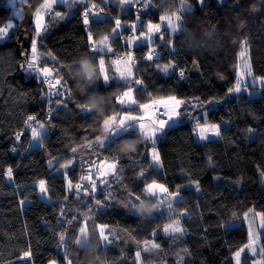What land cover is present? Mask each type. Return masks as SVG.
<instances>
[{
  "label": "trees",
  "instance_id": "trees-1",
  "mask_svg": "<svg viewBox=\"0 0 264 264\" xmlns=\"http://www.w3.org/2000/svg\"><path fill=\"white\" fill-rule=\"evenodd\" d=\"M32 3L19 2L22 11H15L10 0H0V27L14 23L8 38L0 39V264H88L92 246L105 256V264H226L249 242L245 213L264 214V93L248 95L245 83L239 93L229 92L237 83L242 49L252 75L264 78V0H204L203 4L185 0L191 11L183 10L180 0H133L126 5L120 0H91L100 19L90 14L87 25L83 12L88 0H68L45 15L46 31L39 37L35 10L29 28L24 21V8ZM176 10L181 30L165 27L152 43H127L131 33L127 26L138 24L143 29ZM17 12L23 13L22 19ZM117 19L122 35L112 31ZM89 33L97 47L108 36L112 52L91 51ZM33 39L40 66L53 70V83L55 77H63L61 84L66 81V88L50 89L40 77L23 70L25 60L31 59ZM150 51L153 59L147 60ZM127 53L134 59L133 78L124 81L112 61ZM84 58L95 76L82 94L77 85L89 79L79 73ZM101 58L109 76L107 84L99 69ZM129 88L138 104L164 97L185 102L179 108V123L167 127L157 143L160 166L152 163V145L138 132L133 133L134 140L108 148L95 141L97 135H104L102 121L107 116L125 111L143 114L136 105L118 103L117 97ZM58 90L62 96L56 95ZM89 94L104 100L102 116L78 108ZM29 116L47 129L36 144L29 124L37 125L28 121ZM205 121L220 125L219 137L198 138L195 125ZM126 143L129 149L122 150ZM72 148L77 151L72 153ZM114 159L118 160L114 173L100 177L92 167ZM68 160L73 165L61 170L59 164ZM89 173L97 185L95 192L89 181L81 179ZM41 180L46 197L39 190ZM152 181L171 193L179 191L171 214L163 208L157 212L160 196L145 192ZM78 183L79 190L75 189ZM141 201L154 210L141 217L124 207L135 203L137 210ZM174 219H179L183 232L165 233L164 226ZM83 225L93 243L80 248ZM101 225L111 244L100 239ZM260 245L264 248V235ZM25 252L30 257L25 258ZM253 260L246 253L241 264H253Z\"/></svg>",
  "mask_w": 264,
  "mask_h": 264
},
{
  "label": "snow or ice",
  "instance_id": "snow-or-ice-1",
  "mask_svg": "<svg viewBox=\"0 0 264 264\" xmlns=\"http://www.w3.org/2000/svg\"><path fill=\"white\" fill-rule=\"evenodd\" d=\"M12 3H15V0H11ZM68 0H43L42 3L39 4L38 8L35 10V28L36 32L35 35L39 37L41 35V32L46 31L45 27V15L46 14H52L53 7L57 5L58 3L61 5L67 4ZM103 3L104 0H101ZM133 0H120V4H131ZM139 2V0H137ZM201 4L204 3V0H199ZM21 4H26L28 3V0H20ZM181 3V8L185 11H191V8L189 5L185 3V0H180ZM90 5V6H89ZM143 7H148V3L145 2ZM96 8L95 4L91 3V0H88V3L85 6V10L83 12V23L85 25L89 24V15L91 14L97 21H99L100 16L99 12L94 11ZM103 9H100V12H102ZM20 18H23V13L20 12L18 13ZM54 15L56 17H61L62 15L60 12H55ZM139 19V17H137ZM160 19L162 21L167 22V26L173 31H179L183 28V25L180 22L181 17L180 15L173 13L171 16H161ZM115 27L113 28V33L116 35H122V33L118 30L122 28L121 21L119 19L115 20ZM14 27L13 24L9 23L3 27H0V39H5L8 38V34L10 30ZM130 30L135 33L136 32V25L132 24L130 26ZM161 31V25L160 24H153L149 22L146 25V31H142L139 36H132L129 38V43H137L138 41H150L152 38V35L154 33H159ZM89 41L93 45L91 48V51L93 52H100L103 53L105 50L107 52H112V48L109 44V37L105 36L101 41H99V47H97V42L93 40L91 33H89ZM246 43V42H245ZM22 55H27L26 53L22 52ZM241 58H245L246 56V49H242L241 52L239 53ZM147 60H152L153 59V54L150 51L147 54L146 57ZM114 65L117 66L116 71L119 72V79L128 81L133 78V66H134V59L129 53L127 55V58L124 60H114L112 61ZM121 64H123V70L119 67ZM23 70L29 74H35L42 81H45L48 83L49 88H55L57 85L61 86V88H66L67 82L64 81V84H61V80L63 77L57 76L55 77V82L53 83V70L49 67H41L40 64L38 63V56H37V44L35 39H33L31 43V59H26L25 63L21 66ZM84 70L87 71L89 80H92V78L95 76L93 68L85 63L84 64ZM99 69L100 73L102 76V80L105 84L109 82V76L107 72L105 71V61L104 59H99ZM169 69L168 65H165L163 67V71L167 72ZM184 73L181 72L180 76L183 77ZM246 76H252V71L250 66L245 63L244 65V70L239 73L237 83L236 85L229 89V92H235L239 93L241 89V84L245 83V77ZM136 84H141L142 81L140 80H135ZM252 85V86H264V78H253L252 80L248 81L245 83V87ZM133 90L129 88L125 92H123L119 97H117L118 103L121 105H127L129 107L136 105L139 109L143 110L145 113L144 115H133L130 111H125L123 115H120L118 113L111 114L107 116L106 118L103 119L102 121V128L104 135H97L95 137L96 143L101 147V148H108L112 147L115 144L119 143L122 140H134L135 136L133 133L138 132L141 137L149 142V144L152 145L151 147V159L153 163L156 165H159L160 163V156L159 152L157 151L155 145L157 141V136L158 134L163 135L164 129L166 126H171L169 124V121H174V117H179V112L178 108L180 105L184 104V101L178 100L176 97H168L167 101H156L153 100L151 104H138L136 99L133 97ZM56 95L62 96V93L58 90L56 92ZM171 102V103H169ZM160 104L162 105L167 111L165 112V115L167 116V119H160L158 121H152V124L149 125L146 123V118L149 117V110L152 109L155 105ZM66 107V105H65ZM78 108L82 112H87V113H92L93 116L98 114L96 110L93 108L89 107L86 103L78 105ZM202 118V117H201ZM195 119V117H193ZM28 121H36V117L34 116H29ZM36 127H32L31 124H29V127H31V133H32V138L34 140H42L47 129L45 128L44 123H40L39 121H36ZM158 125V126H156ZM195 130H196V135L200 140H209L210 136L214 137H219L221 132H220V125L218 124H211L205 121L203 124L197 122L195 125ZM251 131V129H249ZM16 140H20V135H16ZM15 151V148L13 149ZM77 151L76 148H72L71 152L75 153ZM74 161L73 160H68L66 163L59 164V168L61 170L69 168L71 165H73ZM118 160H113L112 162H107V161H102L99 167L97 168V174L100 177H103L108 174V172L114 173L116 171ZM51 166V162H50ZM141 176H143V172L140 173ZM7 176L9 179L12 178V169L9 168L7 169ZM84 181H89L91 183V189L93 192H95L97 185L95 180L92 177V174L89 173L88 175L84 176L81 178ZM101 183H107V181L101 180ZM68 187L71 190L73 188V185L71 181H68ZM81 188V184H76L75 189L79 190ZM39 190L41 193H46L47 188L45 187V181L41 180L39 182ZM159 190L160 193L166 194L164 196V201H157L155 203V207L157 209V212H160L161 208L164 209L165 212L168 214H171L173 212V209L171 207L173 201L178 197L179 191L177 190L174 193H171L168 191V189L163 185V184H158L156 181H152V183H149L145 187V192L152 195V196H157V191ZM196 190L199 191V186L197 184ZM85 194H87L88 189H84ZM137 200H139V197H136ZM143 201L140 202V204ZM166 202V204H165ZM96 205H101L100 200L95 201ZM136 206L137 204L133 203L129 207L128 204H125L124 207L128 208L129 211L135 210L136 212ZM147 215L151 216V213H146ZM247 213H245V217H247ZM262 218H264V214H261ZM105 226L101 225L100 230H99V236L100 239L103 240L106 244H111L112 241L109 239L108 235H105ZM163 231L165 233H182L183 229L180 227V221L179 219H174L171 224H167L164 226ZM79 236L80 238L83 239V244L84 246H88L91 243H93V239L89 237L88 232L86 228L81 227L79 229ZM61 242L64 241V236H60ZM79 243V241H78ZM153 248H158L159 245L153 244ZM251 251V254L255 256L257 254V248L254 246V240L251 239V234H250V243L245 246ZM244 251V249H240L235 253V264H241V253ZM260 252L262 255H264V248L260 249ZM137 259L140 257V253H136ZM24 257L28 258L30 257L29 252L24 253ZM70 264V262H69ZM256 264H260V262H256Z\"/></svg>",
  "mask_w": 264,
  "mask_h": 264
},
{
  "label": "rangeland",
  "instance_id": "rangeland-1",
  "mask_svg": "<svg viewBox=\"0 0 264 264\" xmlns=\"http://www.w3.org/2000/svg\"><path fill=\"white\" fill-rule=\"evenodd\" d=\"M19 1L20 0H15V3H12L11 0H10V4L13 6V8H14L15 11H22V6L17 5ZM17 13H20V12H17ZM173 13H176V14L180 15V11H177L176 10V11H173V12L168 13L165 16H171ZM34 21H35V16H34ZM44 22H45V20H44ZM9 23H11V24L14 25L13 22H9ZM9 23H7V24H9ZM147 24H145V26H144L143 29L140 28V26L137 24L136 25V32L133 33L131 31V33L127 36V39H126L127 43H129L128 41H129V38L130 37H132L134 35L135 36H139L142 31H146V25ZM157 24H160L161 25V30L163 28H165V27L169 28L167 26V22L166 21H162L161 20L160 23H157ZM155 34L156 33H154L152 35V38H151L150 41H146V42L152 43V40L154 39ZM129 44H133V43H129ZM127 55H128V53L125 55V57L124 56L123 57L120 56L119 58H116L114 60H117V59L124 60V59L127 58ZM102 59H104V58H102ZM245 63H247L250 66V62H249L247 56H245V58H242V61H241V64H240L241 65L240 66V72L244 70ZM119 67L121 68V70H123V64H121ZM116 68H117V66L115 65V69ZM250 68H251V66H250ZM105 71H106V69H105ZM116 74L119 76V72L116 71ZM253 78H261V77H255L254 75L247 76V77H245V83H247L248 81L252 80ZM243 84L244 83L241 84V87H242ZM244 89L247 91L248 95H250V96L259 95L261 93H264V86H252V85H249V86L245 87ZM167 98L168 97H164V98L155 99V100L156 101H167ZM152 101H150L148 104H151ZM169 103H171V102H169ZM179 108H180V106H179ZM179 108L177 109L178 112H179ZM166 111L167 110L162 105H160V104L155 105L152 109L149 110V117L146 118V121L145 122L148 123L149 125H151L152 124V121H158L160 119H167V116L165 115V112ZM132 114L133 115H144L145 113L143 112V114H135V113H132ZM120 115H123V114H120ZM173 119H174L175 122L169 121V124L171 126H174V125L178 124L179 121L181 120L180 119V115H179V117H174ZM156 126H158V125H156ZM167 127H169V126H166L165 129ZM165 129H164V131H165ZM163 135H164V133H163ZM163 135L158 134V136H157V141H156V145H155L157 151H158L157 143L160 141V139H162ZM211 137H214V136H210V138ZM38 141L39 140H34L33 139V143L34 144L38 143ZM150 155H151V151H150ZM102 161H107L109 163L112 162V161H108V160H102ZM151 161H152V159H151ZM101 162H97L95 165L94 164L92 165V167L95 168V171L96 172H97V168L99 167V165L101 164ZM152 163H153V161H152ZM153 164L155 166H160V163H159V165H156L155 163H153ZM109 173H111V172H108V174ZM156 191H157V196H160V201H164L165 194L164 193H160L159 190H156ZM42 196L46 197V194L45 193H42ZM165 204H166V202H165ZM253 211L254 210L249 211V212H252V213H249L248 212L247 213L248 214L247 217L244 216V219H245L246 223L248 224V228H249V242H247L246 245H248L250 243V234H251V239L254 240V246L257 248V254L255 256H253L251 254V251L248 248H246L245 247L246 245H245L243 247L244 251L241 253V261H242L243 255L247 253V254L252 255L254 257L253 264H256V262H260V264H264L263 259H262V257L260 256V253H259L260 248H261L260 238L264 235V220L262 218L261 213L257 212L258 214H256V213H253ZM172 222L173 221H171L169 224H171ZM83 227L86 228V230L88 232V235H89V230H88L87 226L86 225H83ZM89 237H90V235H89ZM80 239H79V241H80ZM234 257H235V254H233L228 259V261L226 262V264H235ZM51 264H56V263L55 262H52Z\"/></svg>",
  "mask_w": 264,
  "mask_h": 264
},
{
  "label": "clouds",
  "instance_id": "clouds-1",
  "mask_svg": "<svg viewBox=\"0 0 264 264\" xmlns=\"http://www.w3.org/2000/svg\"><path fill=\"white\" fill-rule=\"evenodd\" d=\"M87 63L90 65V62L87 58H84L81 61V67L79 68V73L81 76H87L88 73L87 71L84 70V64ZM89 78V77H88ZM94 80V77L92 80L88 79V82L85 83L84 85H81L78 83L77 87L81 91L82 94L87 92V86ZM86 104L96 110L101 116L103 115V104L104 100L102 99H97L95 94H89L88 95V100ZM130 145L126 143L124 145V148L122 150H128ZM154 209L150 203H144V204H139L137 207V213L143 217L145 212H152ZM78 247L83 248V239L81 238ZM87 259H88V264H105L106 258L104 255L100 254L99 249L96 246H92L87 254Z\"/></svg>",
  "mask_w": 264,
  "mask_h": 264
},
{
  "label": "water",
  "instance_id": "water-1",
  "mask_svg": "<svg viewBox=\"0 0 264 264\" xmlns=\"http://www.w3.org/2000/svg\"><path fill=\"white\" fill-rule=\"evenodd\" d=\"M43 0H33V3L30 4L28 7H25V18L24 21L26 22L25 25L29 28L30 24L33 22V10H36L39 6L40 3H42ZM30 42H31V35L29 34V42H28V46H30Z\"/></svg>",
  "mask_w": 264,
  "mask_h": 264
},
{
  "label": "crops",
  "instance_id": "crops-1",
  "mask_svg": "<svg viewBox=\"0 0 264 264\" xmlns=\"http://www.w3.org/2000/svg\"><path fill=\"white\" fill-rule=\"evenodd\" d=\"M19 2H20V1H19ZM19 2H18V3H19ZM17 5H18V4H17Z\"/></svg>",
  "mask_w": 264,
  "mask_h": 264
}]
</instances>
